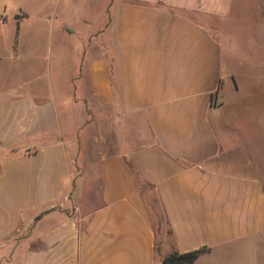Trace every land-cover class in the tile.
<instances>
[{
	"label": "crops",
	"instance_id": "0c3cea01",
	"mask_svg": "<svg viewBox=\"0 0 264 264\" xmlns=\"http://www.w3.org/2000/svg\"><path fill=\"white\" fill-rule=\"evenodd\" d=\"M103 7L71 70L40 30L0 71V264H264V0Z\"/></svg>",
	"mask_w": 264,
	"mask_h": 264
},
{
	"label": "rangeland",
	"instance_id": "374dc122",
	"mask_svg": "<svg viewBox=\"0 0 264 264\" xmlns=\"http://www.w3.org/2000/svg\"><path fill=\"white\" fill-rule=\"evenodd\" d=\"M107 1L0 0V17L6 18L0 27V71L10 68V54L15 37L20 33V45L29 51L35 46L36 33L40 30L49 31L44 40V48L48 49L51 68L56 70L58 60L64 70H71L78 46L76 28L80 34L97 31L104 19L106 11L103 6ZM18 17L20 21L23 20L21 23H17ZM250 113V116L243 115L240 118L242 133L249 134L256 146H264V128L261 127L264 104H258ZM242 255L239 249L229 254L231 259Z\"/></svg>",
	"mask_w": 264,
	"mask_h": 264
},
{
	"label": "trees",
	"instance_id": "16d2710c",
	"mask_svg": "<svg viewBox=\"0 0 264 264\" xmlns=\"http://www.w3.org/2000/svg\"><path fill=\"white\" fill-rule=\"evenodd\" d=\"M19 22V17L17 18ZM6 18L0 17V27L3 23H5ZM1 32V31H0ZM205 251V248L194 250L191 252L186 253H179V252H172L171 254L167 255L163 258L164 264H186V263H192L194 262L198 256Z\"/></svg>",
	"mask_w": 264,
	"mask_h": 264
}]
</instances>
